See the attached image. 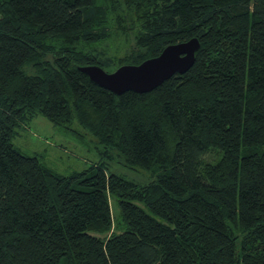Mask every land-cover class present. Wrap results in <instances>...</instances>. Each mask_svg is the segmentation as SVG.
<instances>
[{"label":"trees","instance_id":"trees-1","mask_svg":"<svg viewBox=\"0 0 264 264\" xmlns=\"http://www.w3.org/2000/svg\"><path fill=\"white\" fill-rule=\"evenodd\" d=\"M194 38L192 68L149 93L79 69ZM38 115L99 162L63 175L22 153ZM0 264H264V0H0Z\"/></svg>","mask_w":264,"mask_h":264},{"label":"rangeland","instance_id":"rangeland-1","mask_svg":"<svg viewBox=\"0 0 264 264\" xmlns=\"http://www.w3.org/2000/svg\"><path fill=\"white\" fill-rule=\"evenodd\" d=\"M118 42H124L122 36L118 37ZM125 52H115L116 58L123 57L126 55ZM117 68L105 70L114 72ZM86 139L80 141L75 136L66 135L44 116L38 115L30 123L17 129L13 144L25 155L39 157L56 172L70 175L74 172H82L100 160L101 147L92 137L86 136ZM105 161L112 172L127 180L141 184L152 180L146 172L128 168L108 158ZM113 210L114 212L118 210L114 202Z\"/></svg>","mask_w":264,"mask_h":264},{"label":"water","instance_id":"water-1","mask_svg":"<svg viewBox=\"0 0 264 264\" xmlns=\"http://www.w3.org/2000/svg\"><path fill=\"white\" fill-rule=\"evenodd\" d=\"M200 49L197 38L169 45L162 53L139 65H122L114 72H107L101 66L80 67L91 82L119 96L132 91L149 93L160 87L176 74H185L195 63Z\"/></svg>","mask_w":264,"mask_h":264}]
</instances>
